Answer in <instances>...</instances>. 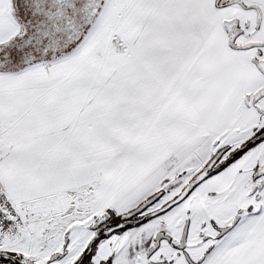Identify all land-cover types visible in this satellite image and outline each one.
Instances as JSON below:
<instances>
[{"label": "snow or ice", "instance_id": "1", "mask_svg": "<svg viewBox=\"0 0 264 264\" xmlns=\"http://www.w3.org/2000/svg\"><path fill=\"white\" fill-rule=\"evenodd\" d=\"M0 264H264V0H0Z\"/></svg>", "mask_w": 264, "mask_h": 264}]
</instances>
